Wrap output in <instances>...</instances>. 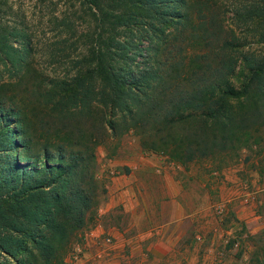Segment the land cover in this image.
Returning <instances> with one entry per match:
<instances>
[{
    "label": "trees",
    "instance_id": "16d2710c",
    "mask_svg": "<svg viewBox=\"0 0 264 264\" xmlns=\"http://www.w3.org/2000/svg\"><path fill=\"white\" fill-rule=\"evenodd\" d=\"M65 2L72 11L50 17L64 31L49 45L51 73L32 66L26 24H0V64L62 125L60 142L34 145L23 100L0 86V264L56 263L90 220L95 160L89 145L71 149V122L93 108L101 107L103 130L130 128L146 150L181 164L241 146L264 126V55H231L239 39L216 0ZM242 8L236 17L254 23L264 43V0ZM80 14L91 29L77 32L69 17ZM249 264H264V252Z\"/></svg>",
    "mask_w": 264,
    "mask_h": 264
},
{
    "label": "rangeland",
    "instance_id": "374dc122",
    "mask_svg": "<svg viewBox=\"0 0 264 264\" xmlns=\"http://www.w3.org/2000/svg\"><path fill=\"white\" fill-rule=\"evenodd\" d=\"M254 1L216 0L223 24L239 39V46L230 50L238 58L264 55L255 24L234 13ZM66 7L72 11L65 0L0 3V24L15 29L26 24L34 34L31 63L39 71L55 70L47 52L64 31L50 17ZM76 17L69 18L77 32L93 27L89 15ZM3 85L5 96L23 100L25 129L34 145L60 142L62 125L52 112L0 64ZM258 91L256 83L252 93ZM249 99L246 105L254 100ZM100 122V106L71 122L77 125L75 132L71 128L76 135L71 149L86 144L93 151L96 205L62 259L53 264H249L264 252V126L247 131L241 146L181 164L146 150L132 129L117 127L113 133Z\"/></svg>",
    "mask_w": 264,
    "mask_h": 264
},
{
    "label": "crops",
    "instance_id": "0c3cea01",
    "mask_svg": "<svg viewBox=\"0 0 264 264\" xmlns=\"http://www.w3.org/2000/svg\"><path fill=\"white\" fill-rule=\"evenodd\" d=\"M122 192V190L121 189H119V191L117 192V194H120Z\"/></svg>",
    "mask_w": 264,
    "mask_h": 264
}]
</instances>
